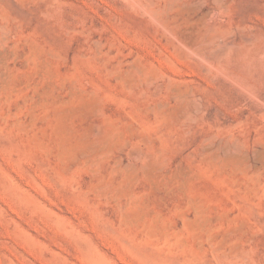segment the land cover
I'll use <instances>...</instances> for the list:
<instances>
[{"label":"rangeland","instance_id":"rangeland-1","mask_svg":"<svg viewBox=\"0 0 264 264\" xmlns=\"http://www.w3.org/2000/svg\"><path fill=\"white\" fill-rule=\"evenodd\" d=\"M0 264H264V0H0Z\"/></svg>","mask_w":264,"mask_h":264}]
</instances>
